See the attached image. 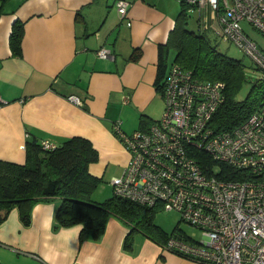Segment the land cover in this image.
<instances>
[{
    "label": "crops",
    "instance_id": "1",
    "mask_svg": "<svg viewBox=\"0 0 264 264\" xmlns=\"http://www.w3.org/2000/svg\"><path fill=\"white\" fill-rule=\"evenodd\" d=\"M128 1L124 18L115 0L6 2L0 15L1 159L24 162L30 138L58 145L83 136L98 152L89 172L102 179L92 198L113 194L110 180L128 161L113 125L130 133L141 127V118L161 116L164 103L155 86L159 44L166 43L180 11L172 0ZM198 14L202 29L215 33L210 8ZM15 21L23 23L20 56L9 45ZM102 46L110 50L108 57L97 55ZM133 52L136 59L130 58ZM58 204V198L35 203L27 225L14 207L0 223V248L17 254L22 264H206L163 248L138 230L126 248L130 226L115 215L99 238L80 241V223L55 227Z\"/></svg>",
    "mask_w": 264,
    "mask_h": 264
},
{
    "label": "built area",
    "instance_id": "2",
    "mask_svg": "<svg viewBox=\"0 0 264 264\" xmlns=\"http://www.w3.org/2000/svg\"><path fill=\"white\" fill-rule=\"evenodd\" d=\"M179 2L190 11L208 6L217 36L235 43L264 77V49L242 27L248 21L264 33V0ZM114 4L124 18L129 1ZM96 53L108 57L110 50L102 46ZM225 86L170 63L161 84V116L130 133L114 123L128 161L110 183L116 195L175 211L201 231L200 241L171 235L163 248L206 264H264V103L239 124L217 130L213 117ZM68 98L82 104L74 94ZM40 144L56 146L49 140Z\"/></svg>",
    "mask_w": 264,
    "mask_h": 264
},
{
    "label": "trees",
    "instance_id": "3",
    "mask_svg": "<svg viewBox=\"0 0 264 264\" xmlns=\"http://www.w3.org/2000/svg\"><path fill=\"white\" fill-rule=\"evenodd\" d=\"M7 1L0 0V15ZM180 3L185 7L184 3ZM183 10L166 43L159 44L156 89L160 92L162 79L170 64L169 52L174 48L176 53L173 62L191 69L200 78L220 79L225 82V99L213 117V124L217 130L230 129L264 103V77L252 82L246 96L237 100L235 95L244 79L241 61L215 52L211 46L202 51L203 43L198 37L205 40L206 36L202 37L185 27ZM22 37L23 23L15 21L9 35V45L15 56L22 54ZM138 55L133 52L130 58L136 59ZM151 121L141 118L139 124L145 128ZM25 151L26 157L22 163L0 158V223L17 207L22 222L27 225L35 203L58 198L59 204L54 215L55 227L80 223V241L86 237L99 238L111 215L117 216L130 226L124 241L126 248H131L136 230L162 244L171 235L187 239L184 234L175 233L176 228L167 233L157 226L152 220L156 210L154 207L115 193L102 201L92 198L102 179L89 172V164L97 161L98 152L88 138L72 135L50 149H43L40 141L30 138L25 143Z\"/></svg>",
    "mask_w": 264,
    "mask_h": 264
},
{
    "label": "rangeland",
    "instance_id": "4",
    "mask_svg": "<svg viewBox=\"0 0 264 264\" xmlns=\"http://www.w3.org/2000/svg\"><path fill=\"white\" fill-rule=\"evenodd\" d=\"M172 1H174L180 8V11L177 14V18L184 8L183 13L185 18V27L189 30H192L193 33L201 35L202 37L206 36V41L198 37L201 40V43H203L201 47L202 51H205L206 49H208V46H211L215 49V52L222 53L227 57L241 61L244 68V79L241 88L237 92L235 97L237 100L243 99L249 91L252 82L260 77V71H258V69L253 66L250 58L235 43L229 40L221 39L212 30H203L199 23L198 11L188 10L186 7H183L181 5L179 0ZM242 27L245 33L252 40H254L261 49H264V33H262L248 21L243 20ZM175 53V49L171 48L168 56L169 63L174 61ZM152 220L157 226H159L163 231H166L167 233H171L176 228L177 230L175 233L184 234L188 240L200 241L201 239V231L193 227L186 221L180 219L178 213H176L175 211L158 208L153 213ZM17 256V254L10 253L5 249L0 248V257L1 259H5L2 261H7L5 262L7 264H22L21 257L17 258Z\"/></svg>",
    "mask_w": 264,
    "mask_h": 264
}]
</instances>
